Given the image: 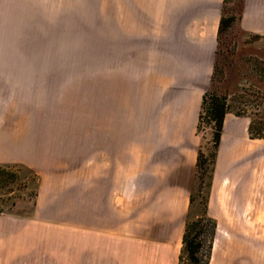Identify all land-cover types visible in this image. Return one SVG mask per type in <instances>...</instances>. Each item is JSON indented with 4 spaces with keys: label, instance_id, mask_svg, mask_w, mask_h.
Instances as JSON below:
<instances>
[{
    "label": "crops",
    "instance_id": "0c3cea01",
    "mask_svg": "<svg viewBox=\"0 0 264 264\" xmlns=\"http://www.w3.org/2000/svg\"><path fill=\"white\" fill-rule=\"evenodd\" d=\"M223 0H117L143 66L101 94L76 164H46L37 223L71 232L70 264H179ZM131 11V12H129ZM125 15V13H124ZM123 15V16H124ZM120 27V19L117 17ZM241 30L264 40V0H243ZM104 88V87H103ZM104 97L106 104L104 105ZM230 112L208 180L216 224L207 264H264V140Z\"/></svg>",
    "mask_w": 264,
    "mask_h": 264
},
{
    "label": "rangeland",
    "instance_id": "374dc122",
    "mask_svg": "<svg viewBox=\"0 0 264 264\" xmlns=\"http://www.w3.org/2000/svg\"><path fill=\"white\" fill-rule=\"evenodd\" d=\"M116 5L0 0V264H70L72 231L38 224L37 196L46 164H76L78 140L93 133L102 92L106 97L113 81L121 91L130 71L143 66L142 46L123 34L127 11ZM242 11L243 0H225L223 16L235 22L216 42L209 89L228 96L233 111L262 121L264 40L241 30ZM199 133L210 160L212 129L203 122ZM208 167L194 196L198 217Z\"/></svg>",
    "mask_w": 264,
    "mask_h": 264
},
{
    "label": "trees",
    "instance_id": "16d2710c",
    "mask_svg": "<svg viewBox=\"0 0 264 264\" xmlns=\"http://www.w3.org/2000/svg\"><path fill=\"white\" fill-rule=\"evenodd\" d=\"M225 0H223L222 6V17H220L218 34L216 37V42L219 43V38L222 34L230 29L235 22V17H225L223 16ZM237 19V18H236ZM258 37V36H256ZM216 74V64L214 62L213 75L210 78V84L213 82V77ZM228 96H219L216 93L212 92L209 88L202 96L201 101V112L198 116V127L199 132L201 124L204 122L207 126H210L212 129L211 142L213 146V153L210 160L205 157L202 151H199L197 156L196 164V180L198 181L197 190L200 195L203 190V179L207 175L208 165L210 164V173L208 176H211L212 167L214 164V157L216 156V150L219 142V137H221L222 132V123L224 117L227 113L233 112L236 116H246L242 111H233L228 103ZM249 138L264 140V120L256 121L255 119L250 118L249 123ZM207 187L206 193L203 199L204 215L196 216L194 219L187 218L185 233L182 238V254L179 257V264H207L209 257L211 256L213 238L216 234V224L212 219L207 217L206 214V196H207ZM196 190V192H197ZM195 193L190 195V205L194 206L195 203Z\"/></svg>",
    "mask_w": 264,
    "mask_h": 264
}]
</instances>
